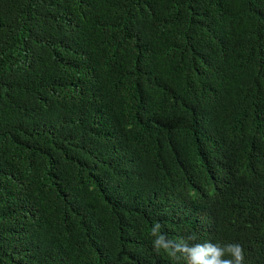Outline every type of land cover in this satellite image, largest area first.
Instances as JSON below:
<instances>
[{
  "label": "trees",
  "instance_id": "obj_1",
  "mask_svg": "<svg viewBox=\"0 0 264 264\" xmlns=\"http://www.w3.org/2000/svg\"><path fill=\"white\" fill-rule=\"evenodd\" d=\"M158 235L264 264V0H0V264Z\"/></svg>",
  "mask_w": 264,
  "mask_h": 264
},
{
  "label": "clouds",
  "instance_id": "obj_2",
  "mask_svg": "<svg viewBox=\"0 0 264 264\" xmlns=\"http://www.w3.org/2000/svg\"><path fill=\"white\" fill-rule=\"evenodd\" d=\"M160 227L156 225V230ZM155 231V230H154ZM157 250L163 248L172 257H183L187 264H245V252L238 243L220 245L212 242L189 246L185 241H166L164 237L157 236L153 241Z\"/></svg>",
  "mask_w": 264,
  "mask_h": 264
}]
</instances>
